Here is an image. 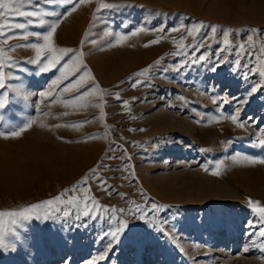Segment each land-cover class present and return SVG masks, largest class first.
Masks as SVG:
<instances>
[{
    "label": "rangeland",
    "instance_id": "obj_1",
    "mask_svg": "<svg viewBox=\"0 0 264 264\" xmlns=\"http://www.w3.org/2000/svg\"><path fill=\"white\" fill-rule=\"evenodd\" d=\"M100 2L37 0L46 23L13 32L10 45H30L38 41L25 40L23 32L44 33L60 20L54 47L77 54L62 78L59 66L41 72L30 63L36 55L30 46L10 53L15 66L5 70L6 87L0 89L6 101L0 132L33 123L18 137L0 135V210L53 198L87 175L89 195L115 208L128 228L110 245L107 211L99 219L34 220L20 230L16 251H0V264H264V240L250 236L249 221L256 217L247 207L249 198L264 203V163L258 162L264 148L257 144L264 140V75L257 74L264 73V56L245 60L235 47L247 43L250 29L257 30L253 47H264V0H103L130 6L105 10L97 19ZM199 22H205L199 35H187L185 29ZM140 27L145 31L131 35ZM225 32L231 51L225 50ZM122 35L127 39L118 44ZM181 43L182 54L173 55ZM200 55L207 59L191 63ZM161 58L140 77L151 86L133 88L129 77ZM219 58L226 63L211 71ZM238 59L248 67L234 70ZM81 64L85 79L94 77L98 87L77 102H90L88 107L65 106L75 93L63 89L81 75L72 74ZM252 64L257 72L249 73ZM234 110L243 128L227 118ZM84 120L90 122L75 123ZM218 164L220 175H213ZM90 169H98L108 190ZM153 203L171 207L154 213ZM136 205L143 218L127 211Z\"/></svg>",
    "mask_w": 264,
    "mask_h": 264
},
{
    "label": "snow or ice",
    "instance_id": "obj_2",
    "mask_svg": "<svg viewBox=\"0 0 264 264\" xmlns=\"http://www.w3.org/2000/svg\"><path fill=\"white\" fill-rule=\"evenodd\" d=\"M88 0H76L77 5L81 3H87ZM29 6L31 9L29 10ZM130 6V5H122L115 3H107L101 0L98 8L96 9L95 17L98 19L99 15L108 9H115L117 7ZM76 7L74 6L71 11H75ZM69 15L71 12L68 13ZM47 15V13L42 12L37 4V0H0V89H4L6 87L5 80V70L11 69L14 67L13 61L15 57L10 55V53L14 52L16 48L30 46L36 50V55L29 62L40 65L41 72H48L52 69H55L59 66V70L61 71L62 78H67L68 73L64 72V69L68 68V65L71 63L72 58L77 54L76 50L71 48H55L53 42V35L59 27L60 20H57L51 23L46 32H23L21 35L25 40L29 37L35 38L38 42L32 43L30 45H10L9 42L15 39L13 35L14 30L17 29H26L29 24L39 23L41 25L45 24L46 21L43 19V16ZM13 17H28L29 19L25 22H14ZM35 18V20L33 19ZM205 27V22H199L197 25H194L193 28L185 29L187 35H199L200 31ZM150 31H156L157 29H149ZM163 31V29H159ZM145 31L144 27L138 28L136 31L132 32L131 35H137L139 32ZM172 31H178V29H172ZM211 31L215 33L216 27L213 26ZM250 34L247 37V43H241L236 45L235 47L240 49L241 52H237V56H241L243 53V57L245 60L248 58H252L255 60H260L262 56H264V47L260 49H255L253 47V35L251 33L257 32L256 29H250ZM228 32H225L224 43L228 45V48L225 50L231 51L232 46L230 41L228 40ZM185 37L181 36L180 39L183 41ZM127 39V35H122L117 39V43H121L122 41ZM160 38L156 40H152L149 42L150 44L158 43ZM84 41H82L83 43ZM5 45L8 47L6 48ZM145 45V47L149 46ZM202 45H194V49H198ZM185 47L183 43L180 44V51L173 53V55L182 54V49ZM67 57V59H65ZM207 57L205 55L198 56L195 60L191 61V63H198L201 61H205ZM162 62V58L158 59L152 65H148L146 68L142 69L140 72L133 74V76L129 77V82L133 88L138 86H151V81L147 79H140L141 76L147 77L151 70L160 65ZM187 63V61L185 62ZM226 63L223 58H219L217 60V64L213 65L211 71H217V65H222ZM240 67H248L247 64L241 65L240 60L236 61V66L234 70H239ZM81 69H84L81 72ZM166 71V70H165ZM80 72L81 75L69 85L65 86L63 89L64 92H74L69 99L64 101L65 106L73 105L79 107H88L90 102H86L80 105H77L78 101H83L87 96L91 94L92 87H98L95 83L94 77L89 82L85 79V75L87 72L86 66L81 64L79 67H76L73 71V75L75 73ZM257 72L256 65L252 64L249 68V73ZM260 75H264V73H257ZM247 75V73H246ZM83 89V91H81ZM105 90L101 89L103 93ZM257 91L256 87L251 89V93H255ZM250 93V94H251ZM46 98H51L52 102L55 103V96L51 93H43ZM116 98L120 99L119 93H115ZM133 99H139V97H134ZM181 100L185 98L183 96L180 97ZM6 103L5 100L0 99V107H3ZM127 104V101H124ZM214 103L219 104L227 103L226 101H217L214 100ZM238 104H246L245 101H238ZM99 106V105H97ZM47 114V113H45ZM66 115L67 113H63ZM103 114V113H102ZM240 116V112L238 110H234L233 114L228 119H231L234 123L237 124L238 127L243 128L244 122L240 121L238 118ZM90 121H78L76 124H85ZM33 121H29L26 124L20 126L18 129L11 130L7 133L0 132V135H10L14 137H18L25 130V128L31 127ZM59 126V125H57ZM93 137L88 136L86 139H92ZM258 146L264 148V140L257 141ZM208 149H201V151H207ZM244 159L249 163H257V160L245 156ZM259 163H264V159L258 161ZM220 165H216V170L213 171V175H220L219 171ZM208 170L207 168L205 169ZM94 177L97 178L101 187L105 190H108V185L102 178L96 176L98 169H90L89 170ZM89 177L85 175L77 184L71 186V188L64 189L61 193L56 195L53 198L43 200L37 203L30 204L25 207H21L19 209H9V210H0V251H16L18 244L21 242V229L27 228L32 221H48L52 220L53 222L66 219L69 217H74L76 221H81L85 219H99L101 218V212L107 211L111 214L105 219L108 220L110 227L108 230L104 232L105 236H110L112 239L111 243H118L120 241L121 235L124 233L125 229L128 228V222L123 220L122 218H117L115 215L116 209L110 208L106 205H101L99 201L94 197L89 195L90 186L88 184ZM72 193L71 195H67ZM67 195V198L65 196ZM121 196L126 194L121 193ZM171 207L170 205H160L157 203H153L150 211L152 212H161L166 208ZM247 207L251 211L252 215L256 217L255 220L249 221V225L252 228L250 232V236H256L264 240V203L259 200H253L249 198ZM119 212L123 213L125 209H119ZM133 216L136 213H140L141 218L144 217L145 213L140 205L135 206V210L128 209L127 210ZM115 222V223H114ZM259 225V228H257ZM75 227H79L81 225H74ZM162 231V229H160ZM248 249H245L247 251ZM103 256L97 257L96 259H103ZM89 264H95L94 261H90Z\"/></svg>",
    "mask_w": 264,
    "mask_h": 264
}]
</instances>
